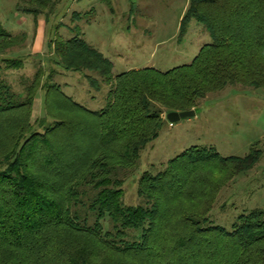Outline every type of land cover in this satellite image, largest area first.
I'll return each mask as SVG.
<instances>
[{
  "label": "trees",
  "instance_id": "1",
  "mask_svg": "<svg viewBox=\"0 0 264 264\" xmlns=\"http://www.w3.org/2000/svg\"><path fill=\"white\" fill-rule=\"evenodd\" d=\"M191 20L210 42L165 71L114 75L77 25L71 37L51 41L65 70L95 73L84 74L91 87H110L98 110L52 82L53 70L43 82L38 73L25 79L21 91L0 76V264H264V208L242 213L230 229L209 215L219 189L259 160L257 149L237 157L190 146L140 175L141 204L123 201V171L159 135L164 109H190L228 84L264 88V0H188L181 34ZM16 43L0 24V54ZM1 61L22 67L20 58ZM38 89L44 114L34 127Z\"/></svg>",
  "mask_w": 264,
  "mask_h": 264
},
{
  "label": "rangeland",
  "instance_id": "2",
  "mask_svg": "<svg viewBox=\"0 0 264 264\" xmlns=\"http://www.w3.org/2000/svg\"><path fill=\"white\" fill-rule=\"evenodd\" d=\"M18 4L36 12L18 10ZM187 4L188 0H49L38 5L32 0H0V24L17 36V43L0 54V76L14 91H21L25 79L38 73L43 82L53 70L52 82L65 86L62 90L76 102L98 110L110 87L104 83L99 90L91 87L84 74L95 73L65 70L51 41L71 37V29L77 25L82 37L112 61L114 75L145 66L165 71L191 62L211 40L203 24L195 20L181 34L180 20ZM3 56L20 58L22 67L5 68ZM192 108L194 116L174 123L166 120L164 109L161 116L166 121L159 135L141 149L134 168L123 171V201L141 204L136 192L140 175L156 172L190 146L210 147L222 156L237 157L257 149L259 160L219 189L209 211L212 223L230 229L242 213L264 208V88L228 84L196 99ZM43 114V90L38 89L31 113L34 127ZM108 226L105 219L104 229ZM139 233L135 231L136 236Z\"/></svg>",
  "mask_w": 264,
  "mask_h": 264
},
{
  "label": "water",
  "instance_id": "3",
  "mask_svg": "<svg viewBox=\"0 0 264 264\" xmlns=\"http://www.w3.org/2000/svg\"><path fill=\"white\" fill-rule=\"evenodd\" d=\"M196 114L195 109H186V110H181V111H169L166 113L165 117L166 120L169 121V123H174L179 121L182 118H186V117H192Z\"/></svg>",
  "mask_w": 264,
  "mask_h": 264
},
{
  "label": "crops",
  "instance_id": "4",
  "mask_svg": "<svg viewBox=\"0 0 264 264\" xmlns=\"http://www.w3.org/2000/svg\"><path fill=\"white\" fill-rule=\"evenodd\" d=\"M58 70H59V69H58ZM66 87H67V86H66ZM61 88H62V89H65V86H63V87L61 86ZM69 96H71V95H69ZM71 97H72V96H71ZM34 100H35V98H34ZM33 102H34V101H33Z\"/></svg>",
  "mask_w": 264,
  "mask_h": 264
}]
</instances>
